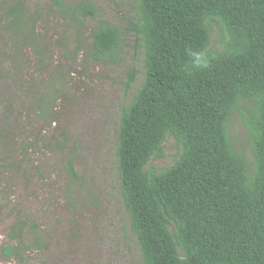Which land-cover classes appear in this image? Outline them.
I'll return each instance as SVG.
<instances>
[{
    "label": "trees",
    "instance_id": "1",
    "mask_svg": "<svg viewBox=\"0 0 264 264\" xmlns=\"http://www.w3.org/2000/svg\"><path fill=\"white\" fill-rule=\"evenodd\" d=\"M134 3L144 78L121 110L116 157L142 264H264V0ZM17 11L25 15L16 21L28 30L29 45L45 61L50 49L37 31L45 12L25 6ZM47 12L65 23L64 38L55 44L73 61L80 55L86 63L122 60L123 32L100 18L97 2L49 0ZM94 19L90 41L87 23ZM137 73L131 69L127 87ZM56 94L40 96L34 113L44 117ZM244 101L252 111L246 116L252 170L230 133ZM169 138L179 153L159 170L153 161L164 156ZM64 168L71 179L69 199L79 180L73 156ZM33 246L47 247L40 230L15 218L1 247L3 258L21 260Z\"/></svg>",
    "mask_w": 264,
    "mask_h": 264
},
{
    "label": "rangeland",
    "instance_id": "2",
    "mask_svg": "<svg viewBox=\"0 0 264 264\" xmlns=\"http://www.w3.org/2000/svg\"><path fill=\"white\" fill-rule=\"evenodd\" d=\"M93 1L100 18L123 32L126 45L118 63L68 57L64 46L55 44V38L63 37L65 23L48 15L49 0H0V264H142L119 189L116 157L121 110L144 78L143 53L133 29L135 3ZM24 6L46 14L37 28L50 49L45 63L29 45L28 30L16 21L20 17L24 21L25 15L17 11ZM96 23L95 19L87 23L90 41ZM218 38L213 37L216 47ZM132 68L138 73L127 87ZM49 90H55L57 99L42 117L34 113L36 100ZM250 107L244 101L243 112H234L230 133L252 170L246 119ZM27 144L31 147L25 151ZM178 153L169 138L164 156L153 164L162 170L173 164ZM70 155L79 180L67 199L71 179L64 163ZM17 217L35 225L47 247L33 246L23 259L5 260L1 247ZM28 239L31 245L33 239Z\"/></svg>",
    "mask_w": 264,
    "mask_h": 264
}]
</instances>
